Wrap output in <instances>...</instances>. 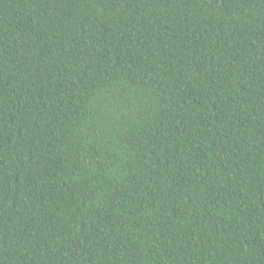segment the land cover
<instances>
[{
    "label": "trees",
    "instance_id": "16d2710c",
    "mask_svg": "<svg viewBox=\"0 0 264 264\" xmlns=\"http://www.w3.org/2000/svg\"><path fill=\"white\" fill-rule=\"evenodd\" d=\"M0 264H264V0H0Z\"/></svg>",
    "mask_w": 264,
    "mask_h": 264
}]
</instances>
